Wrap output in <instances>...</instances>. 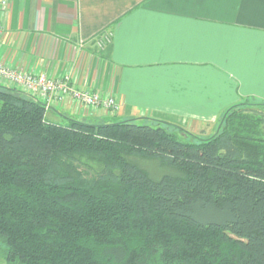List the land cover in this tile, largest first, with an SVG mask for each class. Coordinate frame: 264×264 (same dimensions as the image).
<instances>
[{
  "label": "trees",
  "instance_id": "16d2710c",
  "mask_svg": "<svg viewBox=\"0 0 264 264\" xmlns=\"http://www.w3.org/2000/svg\"><path fill=\"white\" fill-rule=\"evenodd\" d=\"M259 107L264 101L230 106L209 138L150 118L66 116L64 125L36 97L0 83V258L264 264Z\"/></svg>",
  "mask_w": 264,
  "mask_h": 264
},
{
  "label": "crops",
  "instance_id": "0c3cea01",
  "mask_svg": "<svg viewBox=\"0 0 264 264\" xmlns=\"http://www.w3.org/2000/svg\"><path fill=\"white\" fill-rule=\"evenodd\" d=\"M6 1L0 61L119 105L65 100L50 121L150 118L206 137L230 106L264 101V0Z\"/></svg>",
  "mask_w": 264,
  "mask_h": 264
},
{
  "label": "built area",
  "instance_id": "2783aa9c",
  "mask_svg": "<svg viewBox=\"0 0 264 264\" xmlns=\"http://www.w3.org/2000/svg\"><path fill=\"white\" fill-rule=\"evenodd\" d=\"M7 8V1L0 0V9ZM3 29L0 24V33ZM108 37L97 40L99 48H104ZM0 83L15 87L20 91L36 97L43 102L47 109L53 103H63L68 100L79 103L85 107H104L108 111L118 110L119 105L114 97H103L99 92L77 89L68 75L61 78H50L46 75H35L21 68H12L0 61Z\"/></svg>",
  "mask_w": 264,
  "mask_h": 264
},
{
  "label": "rangeland",
  "instance_id": "374dc122",
  "mask_svg": "<svg viewBox=\"0 0 264 264\" xmlns=\"http://www.w3.org/2000/svg\"><path fill=\"white\" fill-rule=\"evenodd\" d=\"M259 108L261 110H263V112H264V107H262V108L259 107ZM48 116L49 117L52 116V111L48 113ZM59 122L61 124H64V125L68 124L65 118H60ZM217 129H218V126L215 125V127L212 129L213 131H211L210 133H207L205 138H209V137L213 136V134L216 133ZM179 136L182 138L184 137L185 138L184 140H186V141H192L193 140L190 137H187V135L184 133L183 134L179 133ZM140 162H141L140 165L143 166L144 168H146L147 170H149V172H151L152 174H156V173H158V171H160V169H159L160 167L154 161L142 160ZM0 264H8V263L3 258H0Z\"/></svg>",
  "mask_w": 264,
  "mask_h": 264
}]
</instances>
